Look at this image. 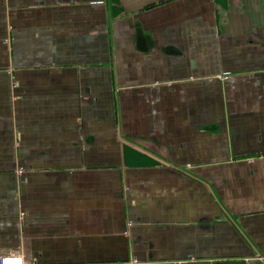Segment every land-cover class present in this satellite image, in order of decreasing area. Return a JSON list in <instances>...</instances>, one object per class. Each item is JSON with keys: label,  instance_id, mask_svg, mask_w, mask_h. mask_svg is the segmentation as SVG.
I'll use <instances>...</instances> for the list:
<instances>
[{"label": "crops", "instance_id": "0c3cea01", "mask_svg": "<svg viewBox=\"0 0 264 264\" xmlns=\"http://www.w3.org/2000/svg\"><path fill=\"white\" fill-rule=\"evenodd\" d=\"M264 264V0H0V257Z\"/></svg>", "mask_w": 264, "mask_h": 264}, {"label": "built area", "instance_id": "2783aa9c", "mask_svg": "<svg viewBox=\"0 0 264 264\" xmlns=\"http://www.w3.org/2000/svg\"><path fill=\"white\" fill-rule=\"evenodd\" d=\"M0 264H25L20 256L15 254H7L0 257ZM28 264H35V262H29Z\"/></svg>", "mask_w": 264, "mask_h": 264}]
</instances>
